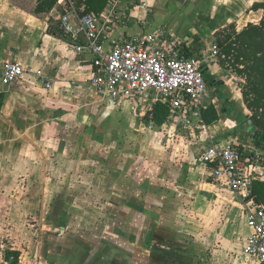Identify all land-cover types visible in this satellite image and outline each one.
Returning <instances> with one entry per match:
<instances>
[{"label":"crops","instance_id":"0c3cea01","mask_svg":"<svg viewBox=\"0 0 264 264\" xmlns=\"http://www.w3.org/2000/svg\"><path fill=\"white\" fill-rule=\"evenodd\" d=\"M143 1L153 10L149 23L140 22L141 6L130 5L131 20L110 26L105 50L165 27L198 57L218 31L234 24L241 32L264 17V8L252 9L264 0H173L190 13L179 29L174 18L154 22L153 5ZM36 4L0 0V264H11L6 243L17 245V264H257L244 251V203L201 162L212 142L228 140L264 157L247 134L254 125L246 76L219 54L204 69L205 108L214 105L219 119L206 124L200 112L188 126L149 125L135 103L114 101L91 84L93 54L76 51L60 29L63 14L75 18L71 1L59 0L49 13H36ZM13 59L42 71L52 87L33 75L5 86L3 65ZM222 189L233 193L244 223L212 215L209 196ZM176 213L185 215L175 223ZM177 228L185 237L174 236Z\"/></svg>","mask_w":264,"mask_h":264},{"label":"built area","instance_id":"2783aa9c","mask_svg":"<svg viewBox=\"0 0 264 264\" xmlns=\"http://www.w3.org/2000/svg\"><path fill=\"white\" fill-rule=\"evenodd\" d=\"M130 5H139L148 24L152 9L143 0H110L101 19L87 13L80 16L74 10L60 18V29L69 37V45L76 51L93 54V74L90 82L95 90L114 101H131L149 123L153 121V107L162 103L169 110L166 123L188 126L191 115H199L205 108L208 84L204 69L219 62L220 47L214 42L209 51L190 57L186 48L167 28L158 27L129 37L117 39L109 50L103 39L115 21H128ZM152 17V16H151ZM26 75H33L47 88L52 80L40 70L26 67L17 59L3 65V83L11 86ZM201 162L211 169L213 182L234 191L244 203L249 235L245 253L257 264H264V206L251 196L253 182L258 179L264 157L247 145L235 140L212 142L201 156ZM14 259L11 255L10 260Z\"/></svg>","mask_w":264,"mask_h":264},{"label":"trees","instance_id":"16d2710c","mask_svg":"<svg viewBox=\"0 0 264 264\" xmlns=\"http://www.w3.org/2000/svg\"><path fill=\"white\" fill-rule=\"evenodd\" d=\"M59 0H37L36 13H49ZM76 12L82 16L87 13L100 15L110 0H70ZM264 8V3H256L252 9ZM216 41L220 47L221 63H229L247 78L244 89V101L252 110L250 122L254 128L247 132L254 144L264 149V17L259 24L250 23L241 32H237L234 24L218 31ZM188 56L192 51L188 50ZM169 110L162 103L153 107V121L162 125ZM206 124H213L219 119L214 105L201 110ZM253 199L264 206V180L256 179L251 189ZM11 255L14 259L10 260ZM20 253L14 249L5 250V259L11 264L19 262Z\"/></svg>","mask_w":264,"mask_h":264},{"label":"rangeland","instance_id":"374dc122","mask_svg":"<svg viewBox=\"0 0 264 264\" xmlns=\"http://www.w3.org/2000/svg\"><path fill=\"white\" fill-rule=\"evenodd\" d=\"M123 1L125 2L127 0H123ZM150 3L153 5L154 11H155L154 19H153L154 22L163 21L166 17H168L169 19L174 18L177 23L178 28L182 29V26L186 27L188 23L191 21V19L189 18L190 13L189 11H187L188 9L179 8L178 4L174 3L173 0H150ZM208 65H212V64H207V66ZM227 190L228 189H225V190L222 189L218 191V193H220L219 196L214 195V194H211L209 196L210 209H212V211H215L212 213V215L215 217H218L222 221L226 219L227 222L229 221V218H230V221H233L237 225L240 222L244 223V219L239 212L241 209L237 204V200L233 197V193ZM193 214H194V219H198V220L200 219L197 216V213H193ZM176 215L177 217L173 219V222L175 223L178 220L183 219L185 214L176 213ZM195 215L197 218L195 217ZM213 233L215 234L216 232H213ZM174 236L185 237V232L183 231L181 233L180 230L178 229L177 232L176 231L174 232ZM238 236L240 237L241 235L239 234ZM240 238H242V236ZM14 246H17V245L6 243L5 249H8V248L12 249L11 247H14ZM23 252H25V254H31V250L25 244L23 245ZM246 261L248 262L247 259L244 262L246 263ZM26 262H29V260Z\"/></svg>","mask_w":264,"mask_h":264}]
</instances>
